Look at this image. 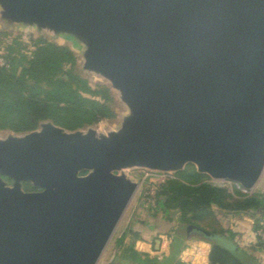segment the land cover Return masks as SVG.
<instances>
[{
  "label": "water",
  "instance_id": "water-1",
  "mask_svg": "<svg viewBox=\"0 0 264 264\" xmlns=\"http://www.w3.org/2000/svg\"><path fill=\"white\" fill-rule=\"evenodd\" d=\"M0 14L70 37L128 108L108 133L43 121L0 137V264H98L139 187L126 169L261 179L264 0H0Z\"/></svg>",
  "mask_w": 264,
  "mask_h": 264
},
{
  "label": "trees",
  "instance_id": "trees-1",
  "mask_svg": "<svg viewBox=\"0 0 264 264\" xmlns=\"http://www.w3.org/2000/svg\"><path fill=\"white\" fill-rule=\"evenodd\" d=\"M17 40L15 47L8 45L0 52L8 63L0 67V129L24 133L37 129L43 121H52L67 130H77L117 117L111 88L106 84L94 85L81 75L76 69V54L69 46L38 39L32 42L28 54H24ZM175 175L160 186L154 206L142 204L135 211L118 240L120 250L114 264L157 263L158 259L142 260L135 245L145 236L155 241L161 233L172 238L165 262L174 261L184 248L186 226H201L198 220L210 215H215L221 226L220 230L210 231L234 238V233L221 222L216 208L229 211L261 208L264 212V201L258 196L238 190L235 197L227 188L208 182L210 177L198 173L193 166ZM24 188L34 189L30 182H25ZM176 224L179 227L172 232ZM127 236L131 237L130 243H125ZM209 260L211 264H259L240 246L228 249L218 244H213Z\"/></svg>",
  "mask_w": 264,
  "mask_h": 264
},
{
  "label": "rangeland",
  "instance_id": "rangeland-1",
  "mask_svg": "<svg viewBox=\"0 0 264 264\" xmlns=\"http://www.w3.org/2000/svg\"><path fill=\"white\" fill-rule=\"evenodd\" d=\"M6 33V34H4ZM18 39L17 42H21L22 46V52L24 54H28L29 50H31L32 42L34 40L38 39H45L51 42H56L59 44L67 45L69 46L76 54L77 57V66L76 69L79 71L81 75L84 77L88 78L92 84H106L109 86V82L101 77L100 75H97L93 72L86 71L83 69V49L79 45H77L74 40H72L70 37H67L62 34H55L53 32H50L48 30H39L35 26H28V25H5L4 21H2L1 14H0V52L4 51L5 48H7L8 45H14V40ZM18 47V46H17ZM20 47V46H19ZM113 94L115 95V102L113 104L114 108L117 111V117L113 119H103L100 122L92 125L93 128L97 130L98 133H108L112 130H116L119 128L122 119L125 115L128 113V108L127 106L121 101L120 96L117 91L113 90ZM12 130L9 129H0V137L4 138L7 135L11 134ZM17 134H22L23 132H14ZM189 166H193L195 169L196 167L189 163L187 164L184 168H187ZM149 169L145 168H140V167H135V168H130L126 169L125 173L133 178L134 180L139 182V187L129 204L124 216L122 217L120 223L118 224L108 246L106 247L105 251L103 252L98 264H114L116 262V258L119 254L120 248H118V240L121 238L122 234L125 232L127 227L130 225L133 215L135 211L140 207V205L144 204V194L150 190L151 182L149 179H145L144 182H142L143 177L145 176L146 172H149ZM172 177H175L176 172H170L169 173ZM210 177V176H209ZM213 178H209L208 182L213 183L216 182ZM225 188L228 189V191L233 194L235 197L237 195L238 189L231 184L229 181L224 183ZM242 192V191H241ZM248 195H256L258 198H260L262 201H264V173L257 183V185L252 189L247 192H244ZM217 214H224V215H234L237 213H242L245 211H239V210H223V209H218L216 208ZM251 211L255 214H262L264 213L261 208L259 209H251L247 210ZM198 223L209 229V230H220L221 226L220 223L218 222V219L215 215H210L207 216L201 220H198ZM264 222L263 221H258L256 226H261ZM179 227V224H176L173 226L171 229L172 232L177 230ZM125 243H130L131 242V237L127 236L125 239ZM220 240V239H219ZM260 246L264 248V243L261 241L258 242ZM159 256V255H158ZM158 256H154L153 258L158 259ZM161 256V255H160ZM167 262L165 261H158L155 264H166ZM129 264V263H127Z\"/></svg>",
  "mask_w": 264,
  "mask_h": 264
},
{
  "label": "crops",
  "instance_id": "crops-1",
  "mask_svg": "<svg viewBox=\"0 0 264 264\" xmlns=\"http://www.w3.org/2000/svg\"><path fill=\"white\" fill-rule=\"evenodd\" d=\"M218 216L221 218V222L234 233V238L220 235V238L208 240L198 235L186 236L184 248L174 261L167 264H211L209 254L213 244L228 249H235L240 246L252 254L259 264H264V248L259 245L255 232L257 222H264V213L255 214L251 211H245L234 215L219 214ZM159 238H162L159 247H156V241L150 239V236H145L144 239L136 241L135 246L142 260L155 259L153 258L155 255H159V261L167 260L171 251L172 238L168 233H161Z\"/></svg>",
  "mask_w": 264,
  "mask_h": 264
},
{
  "label": "built area",
  "instance_id": "built-area-1",
  "mask_svg": "<svg viewBox=\"0 0 264 264\" xmlns=\"http://www.w3.org/2000/svg\"><path fill=\"white\" fill-rule=\"evenodd\" d=\"M8 66L7 61L4 59V57L0 56V67ZM170 172H164V171H155V170H150L149 172H146L145 176L143 177L142 182H144L145 179H149L151 182L150 190L147 191L144 194V203L146 206H154L156 203V192L160 188V186L165 183L169 178H172V176L169 174ZM216 182H213V185L223 187L224 183L229 181V180H222V179H217L214 180ZM231 184H233L238 190L242 192H247L249 190L245 189L242 187L239 183L229 181ZM257 239L264 243V223L257 227L255 229ZM162 241V238H160Z\"/></svg>",
  "mask_w": 264,
  "mask_h": 264
},
{
  "label": "flooded vegetation",
  "instance_id": "flooded-vegetation-1",
  "mask_svg": "<svg viewBox=\"0 0 264 264\" xmlns=\"http://www.w3.org/2000/svg\"><path fill=\"white\" fill-rule=\"evenodd\" d=\"M84 172V173H83ZM83 172H81L82 174H85L86 172L85 171H83ZM33 191H35V190H40V188H35L34 187V189H32Z\"/></svg>",
  "mask_w": 264,
  "mask_h": 264
}]
</instances>
